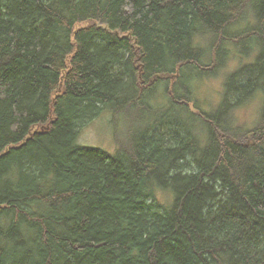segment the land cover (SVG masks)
<instances>
[{
	"label": "trees",
	"instance_id": "obj_1",
	"mask_svg": "<svg viewBox=\"0 0 264 264\" xmlns=\"http://www.w3.org/2000/svg\"><path fill=\"white\" fill-rule=\"evenodd\" d=\"M137 106L138 138L77 144ZM0 264H264V0H0Z\"/></svg>",
	"mask_w": 264,
	"mask_h": 264
},
{
	"label": "rangeland",
	"instance_id": "obj_2",
	"mask_svg": "<svg viewBox=\"0 0 264 264\" xmlns=\"http://www.w3.org/2000/svg\"><path fill=\"white\" fill-rule=\"evenodd\" d=\"M249 22L250 19L245 24L242 22L238 26H243V24L247 25ZM249 60L250 57L241 60L236 57L228 63L225 69L220 70L218 74L194 82L197 84L192 95L196 97L195 99L205 111H211L219 105L227 75L234 71L239 64ZM176 80L177 78L175 76L171 77L169 81L162 77V82L155 88L156 95L153 97L155 104L163 105L168 102V93L175 86ZM165 87L167 91H165ZM259 107V102L255 100L246 109L240 110L237 114L238 122L245 123L251 127L255 125L259 118ZM163 113L164 111H162ZM167 113L173 116L172 111H167ZM154 118L153 113L147 112L138 106L135 108L132 107L125 113L120 114L113 113L110 110H104L80 128L77 144L82 147L101 148L113 153L118 146L117 138L122 141H131L133 138H138L141 133V128L150 124ZM161 131H164V129ZM156 198L163 205L170 206L173 204L175 196L170 189L157 188Z\"/></svg>",
	"mask_w": 264,
	"mask_h": 264
},
{
	"label": "water",
	"instance_id": "obj_3",
	"mask_svg": "<svg viewBox=\"0 0 264 264\" xmlns=\"http://www.w3.org/2000/svg\"><path fill=\"white\" fill-rule=\"evenodd\" d=\"M46 128H48V129H49V126H46ZM42 129H44V127H43Z\"/></svg>",
	"mask_w": 264,
	"mask_h": 264
}]
</instances>
